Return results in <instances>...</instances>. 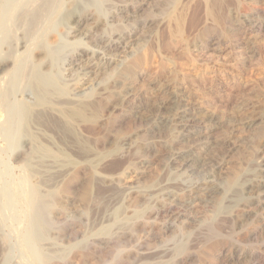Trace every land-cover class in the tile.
I'll list each match as a JSON object with an SVG mask.
<instances>
[{
    "label": "rangeland",
    "instance_id": "1",
    "mask_svg": "<svg viewBox=\"0 0 264 264\" xmlns=\"http://www.w3.org/2000/svg\"><path fill=\"white\" fill-rule=\"evenodd\" d=\"M50 1H43L46 34L39 54L30 56L29 72L43 57L60 97L85 81L83 98L99 103L80 126L43 118L44 133L31 128L16 145L3 137L8 109L0 112V264H264V200L255 198L264 187L242 189L238 201L213 192L237 175L264 181V170L251 168L252 160L264 158V0H212L215 7L205 0H60L54 14ZM69 14L99 20L90 30L96 37L84 39L88 25L77 27ZM27 21L32 28L33 19ZM116 32L133 40L132 50L121 56L91 40ZM84 49L99 59L110 55L115 64L107 70L89 54L100 74L94 82L74 73L72 85L81 78L74 88L65 69ZM22 88L30 90L27 83ZM13 106L19 104L12 98ZM179 112L187 123H180ZM158 117L172 121L173 135L154 121ZM70 131L75 137L67 136ZM181 132L187 134L183 139ZM46 135L63 145L70 160L35 152ZM181 153L219 165L206 177L210 185L190 189L172 175L182 158L171 162V156ZM164 181L175 193L157 199L154 189ZM125 188L137 193H124L123 203ZM220 201L230 210L217 223ZM169 203L172 211L163 210ZM213 221L212 231H205ZM179 245L185 246L181 255Z\"/></svg>",
    "mask_w": 264,
    "mask_h": 264
},
{
    "label": "bare ground",
    "instance_id": "2",
    "mask_svg": "<svg viewBox=\"0 0 264 264\" xmlns=\"http://www.w3.org/2000/svg\"><path fill=\"white\" fill-rule=\"evenodd\" d=\"M43 1L44 0H0V6H1V9H0V112L3 111V109H6V108L8 109L7 110L8 113L7 112L4 113L5 117H7V114H8V118H7L6 121L4 119V122H6V123H4L5 124L4 132H5L6 136L3 135V137H4V139L7 137L6 139H8V141H9V139L11 141H13L14 145H16V142H17L18 138L22 137L25 134H27V132L31 128H34L36 130V132H43L44 133V131H43V128H44L43 124L44 123L42 122L43 118H44V120H45V118H46V120L52 118L53 119L52 121H54V124H55V120L63 121L65 123V125L69 126L70 128H73L75 126L78 127V125L80 126V123L85 122L88 119H91V117H89V116H91V114L89 112H91L93 110V108H94L93 105L95 104L94 102H96L94 100V102H93L94 104H92L91 102H89V101H87L86 99L83 98V96H86V94H84V93L87 90V88H84V86H86L89 83L88 81H87L88 83H86L84 80L90 79L91 77L92 78L95 77L92 80V81L95 82V80H97L96 79L97 74H100V72H97V71H99V69H97V67L95 68L93 61L88 58V55L92 54V57H90V58H95L96 60L99 59L98 58L99 56L96 53H92V52L84 49L83 53L82 54L80 53L78 58L75 57L76 59H74L72 62L69 61L70 63L67 64L68 68L65 69V72H67V79H68L67 82L70 83V86L72 85L70 80H73V79H71V77L76 72H77V74H79L78 72H80L82 74V76H83L82 79L84 81V83L81 84V86H79V85L77 86L76 85L77 87L75 88L74 87L75 83L79 82V80L81 78L78 79V81L74 80L75 83H73L72 86L75 89H74L73 93L67 98H62V97H60L57 94V93H60V92H57L58 89L56 88L55 80L53 79L52 74H51L52 73L51 72V67L49 66L50 63L48 64L45 61H43L41 59L43 57H38V59H37V56H36L35 59H37L39 64H37V63L33 64L32 71L29 72V68H30L29 64H31V62H30L31 61V59H30L31 57L30 56H31L32 53H34L35 55H38L39 52L41 51V46H40L39 43H40L41 39L43 38L45 30H46V26H44V22L42 21V18H43L42 13H43L44 10L41 12V10L43 8V5H45V4H43ZM205 1H206V3H210L211 2L212 7H213V5H214V7L216 6L215 4H213L212 0H205ZM59 2H60V0H51L50 3L47 4L48 8L51 7V10H53V14H54V12H56V11H58L60 9V7H59L60 3ZM214 3H215V1H214ZM217 3H219V2H217ZM73 4L75 5V3H73ZM68 5H70V4H68ZM118 7L120 8L122 6H118ZM49 12H50V10H49ZM74 14L76 15L77 13H74ZM80 14H83V13H80ZM80 14H78L79 17H77V16L75 17L74 15H70L69 14L68 17H73L74 16V21L76 22L75 24H76L77 27L78 26H82L83 24H87L89 26V28H88V26L86 27V29L83 32L82 36H83L84 39H89L90 40V34H92V33H90V30H92V29L95 30V28H98V26L100 25L99 20H95V18H93L94 16L93 17H89V18L84 20L83 18L80 17ZM63 15L66 16L67 14L64 13ZM56 16H58V14ZM84 16L86 17V14ZM209 17H211L215 22L219 23L217 21L216 16H214L212 11L209 12ZM28 18H31V20L33 19L32 22H34V23L32 24V28H31V25H30L29 28H26V25H27L26 21H27ZM97 19H98V17H97ZM31 20L29 19L30 22L27 21V23L31 24ZM70 21L71 20H69V22ZM52 22H53V20H52ZM101 23H103V22H101ZM82 31H83V28H82ZM79 32H80V29H79ZM92 32H94V31H92ZM105 36H106V34H105ZM131 36H132V34H131ZM91 37L94 38L96 36H93V34H92ZM91 40H92V42L96 41L97 45H103V47H105L107 49L114 50L118 56H121V54L126 53L133 46V40L131 38H129V37H126L125 33H123V32H116L110 38L105 37V38H99L97 40L96 39L95 40L91 39ZM134 42H137V41H134ZM43 43H44V40H43ZM81 48L83 49L82 46H81ZM54 49H56V48H54ZM130 50H132V49H130ZM42 52H43V49H42ZM99 61H101L99 66H101V67H103L105 69L109 68L112 64H115L114 63V58L111 57L110 55H103V57L101 59H99ZM40 68H41V70H40ZM74 69H76V70L72 73V70H74ZM105 69H104V71H105ZM76 76H78V75H76ZM79 76L77 78H79ZM98 77H99V75H98ZM100 78H101V76H100ZM97 82L98 81H96V83ZM26 83L28 84V87H29L30 90H25V89L22 88V87L25 86ZM113 89L114 88L112 86V90ZM107 90H108V88H107ZM26 97H27V99L29 98L32 101L29 102L27 99H25ZM12 98L15 99L16 103L19 104V107H17L16 109L14 108L15 104H14L13 108L10 107V100ZM17 98H22V100L19 101V100H17ZM88 98H90V97H88ZM96 100L98 101V99H96ZM14 103H15V101H14ZM96 103L98 104L99 102H96ZM97 104H95V105H97ZM182 109H186V108H182ZM178 115H179L180 123H182L183 121L186 122V123L188 122V120L185 119V114L184 113L179 112ZM2 119H3V117H2ZM95 119H96V116H95L94 120ZM151 121H153V120H151ZM154 121L158 122L161 125V127L165 126L168 129L169 133H171V134L173 133L174 134V129H172V125H171L172 121L170 119H166V118L162 119V117H158ZM47 122H48V120H47ZM64 123H63V125H64ZM150 124L152 125V123H150ZM2 125H3V123H2ZM51 127H52V124H51ZM55 127H58V126H55ZM150 128H151V126H150ZM158 128H159V126L156 127V129H158ZM55 131H57V130H55ZM58 133H60V132L58 131ZM70 133H71V131L67 134V136L70 135ZM61 134L63 136L64 132L61 133ZM0 135H1V131H0ZM71 135H72V137H75V136H73L75 134L72 133ZM190 135H192V133ZM51 136H52V134H51ZM53 136H56V134L53 135ZM67 136H66V138H67ZM70 136H69V138H70ZM184 136H187V134H184V133L181 132L180 136H178V138L179 139L180 138L183 139ZM45 137H46L45 141H47V142H45V143L38 142V145H35L34 148H33V149H35V152H38V154H41L43 156L46 155V156L53 157L55 159L56 158H58V159L61 158V159H64V160H70V159H68L69 156L67 155V152L66 153L64 152L65 149L63 151V149H62L63 145L61 143L58 145V143H56L50 136L46 135ZM60 137H61V135H60ZM60 137H56V138L54 137V138H55V140H57V138L59 140ZM77 137H76V140H77ZM34 139H35V141H39V139L36 136L34 137ZM73 139H75V138H73ZM78 139H79V137H78ZM79 140H81V139H79ZM210 140H211V138H210ZM67 141L69 142L68 139H67ZM205 141H206V139H205ZM71 142H73V141H71ZM69 144L72 145V143H69ZM198 144H200V143H198ZM60 145H62V146H60ZM73 145H74V143H73ZM64 147L66 148V144H65ZM68 147H69V145H68ZM71 149H73V148H71ZM261 152H263V151H261ZM261 156H263V155L261 154ZM29 157L31 158V156H29ZM89 157H88V159H89ZM180 158H182L181 165L172 173V175L176 174L175 177L178 176L180 179H182V184L184 185V187L200 188V186H202V185L209 184L210 182L209 181L207 182V180H206L207 175L212 174L214 169H216V168L218 169L219 168V165L208 166L207 162L205 163V162H201L199 160H198L199 162H197L196 159H199V158L194 159V158H191L189 156H184L182 153L179 154L178 156H175V155L171 156L170 161L174 162V160H177V159L179 160ZM55 159H53V160H55ZM90 160L93 163L97 162L96 161L97 157L94 156V158L90 159ZM99 160H100V158H99ZM54 164H56V163H54ZM87 164H89V163H87ZM130 165H132L131 162H130ZM251 168H253L254 170H256L258 172L259 171H263L264 170V158L262 160H257V159L252 160ZM37 172H35V173H37ZM191 174H193L195 178H192ZM250 175L251 174H249L247 176L250 177ZM252 175H251L250 178H248V177L247 178H245V177L243 178L242 176H238V175L233 177L232 179L230 178V179L226 180L220 186L218 184V186L214 187L213 188L214 189L213 192L215 194L221 193L222 195H224V199L225 200L238 201V200L241 199L242 189L244 190V188H252L254 183H259V184H257V185H259V187L260 186L264 187V181L259 179L260 176L257 175L258 177L256 176V177L252 178ZM189 177H191V180L190 179L187 180V178H189ZM104 178L106 180L110 181L113 177H111V178L110 177H104ZM164 182L161 183V184L159 183L157 188L154 189V190H156V192H158L157 195H156V198L157 197L159 198V196L163 195V194L175 193L174 187H173V185H171V182L170 181H167L165 183ZM53 186H54V184H53ZM127 191H129V194L136 192V190L134 191V189H132V188L131 189L130 188H125L123 190V203H124V200H126V198H127V194L128 193L124 195V193H126ZM156 192H154V193L152 192V193L155 195ZM256 192H257V194L255 196L256 201L257 202H262L264 200V192H258V191H256ZM256 192H254V193H256ZM142 194H144V193H142ZM220 197H221V195H220ZM24 202H25V200H24ZM29 205H31V206L33 205V200H31V202H29ZM118 205H119V202H117L115 204L116 207ZM229 206L230 205H226L224 203V201L218 202V204L216 206L217 217L214 220L217 221L219 216L225 215V214L226 215L229 214L228 213L229 210H230ZM171 209H172V204L171 203L166 204L165 206H163V210L172 211ZM159 214H160V212H159ZM222 219L223 218H221V220ZM215 221H213L212 223L206 224L204 226V230L208 231L210 233L212 231V227H213L212 225H213V223H215ZM217 223H218V221H217ZM210 228H211V231H210ZM227 234H229V233H227ZM39 235H40V233H39ZM201 235H203V234H201ZM40 237H41V235H40ZM211 238H209V240L212 241ZM199 239H200V237H199ZM206 239H207V237H206ZM217 242H218V239H217ZM209 243H210V241H209ZM215 244H216V241H215ZM216 248H218V247H216ZM176 252L179 255L185 253V246L179 245L177 247V249H176ZM193 255H194V253H193ZM40 258H41V256H40ZM160 258H161V256H160ZM189 259H190V257L187 258V260H189ZM246 259H247V256H246ZM191 260H193V259H191ZM260 263H261V260H260ZM143 264H166V262H163V261L156 262V263L145 262Z\"/></svg>",
    "mask_w": 264,
    "mask_h": 264
}]
</instances>
